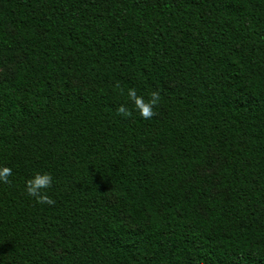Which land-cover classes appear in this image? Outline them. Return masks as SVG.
Masks as SVG:
<instances>
[{
    "label": "trees",
    "instance_id": "16d2710c",
    "mask_svg": "<svg viewBox=\"0 0 264 264\" xmlns=\"http://www.w3.org/2000/svg\"><path fill=\"white\" fill-rule=\"evenodd\" d=\"M2 70L0 264H264V0H0Z\"/></svg>",
    "mask_w": 264,
    "mask_h": 264
},
{
    "label": "clouds",
    "instance_id": "9594fccd",
    "mask_svg": "<svg viewBox=\"0 0 264 264\" xmlns=\"http://www.w3.org/2000/svg\"><path fill=\"white\" fill-rule=\"evenodd\" d=\"M128 96L134 103L142 118L148 119L154 115L153 106L158 102L159 96L156 92L151 93V99L145 102L143 97L137 96L135 89H129ZM119 112L127 114V110L121 106ZM12 170L8 167H0V183H8ZM52 183V177L48 173L37 172L26 182V191L30 197H34L37 203L52 204L54 201L46 194L45 189Z\"/></svg>",
    "mask_w": 264,
    "mask_h": 264
},
{
    "label": "rangeland",
    "instance_id": "374dc122",
    "mask_svg": "<svg viewBox=\"0 0 264 264\" xmlns=\"http://www.w3.org/2000/svg\"><path fill=\"white\" fill-rule=\"evenodd\" d=\"M6 73L5 70L0 71V77H2Z\"/></svg>",
    "mask_w": 264,
    "mask_h": 264
}]
</instances>
